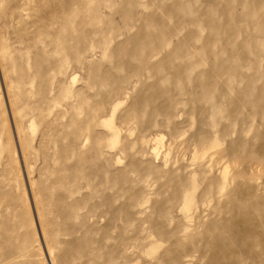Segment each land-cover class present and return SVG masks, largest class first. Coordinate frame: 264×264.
<instances>
[{
	"label": "rangeland",
	"instance_id": "obj_1",
	"mask_svg": "<svg viewBox=\"0 0 264 264\" xmlns=\"http://www.w3.org/2000/svg\"><path fill=\"white\" fill-rule=\"evenodd\" d=\"M0 264H264V0H0Z\"/></svg>",
	"mask_w": 264,
	"mask_h": 264
}]
</instances>
